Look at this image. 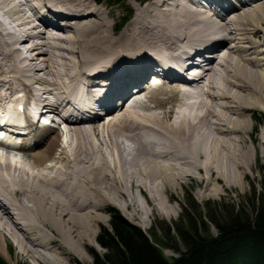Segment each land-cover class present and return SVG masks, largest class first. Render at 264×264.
Masks as SVG:
<instances>
[{
  "label": "bare ground",
  "instance_id": "6f19581e",
  "mask_svg": "<svg viewBox=\"0 0 264 264\" xmlns=\"http://www.w3.org/2000/svg\"><path fill=\"white\" fill-rule=\"evenodd\" d=\"M136 1L120 30L97 0H0V112L24 91L38 112L67 120L65 133L32 128L31 143L15 148L22 161L0 154L1 254L8 241L38 264L82 259L106 206L131 219L161 207L170 218L164 197L179 184L195 179L207 198L253 168L246 139L252 113H264V0H204L210 9L202 0ZM152 75L169 81L153 87ZM173 86L193 100L168 122L137 111L146 95L125 106L136 90L148 97ZM73 96L109 114L86 105L83 121Z\"/></svg>",
  "mask_w": 264,
  "mask_h": 264
},
{
  "label": "rangeland",
  "instance_id": "374dc122",
  "mask_svg": "<svg viewBox=\"0 0 264 264\" xmlns=\"http://www.w3.org/2000/svg\"><path fill=\"white\" fill-rule=\"evenodd\" d=\"M106 4L107 3L104 2L101 5L107 9V12H111V16L108 18V21L112 22L111 25L113 27H115V25L119 22L125 11L131 9V16H133V14H137L138 8H141L136 0H125L120 3L112 4L109 2L111 6ZM120 30H122V28ZM112 32L114 34V31ZM260 32L261 31L257 32L258 38H262L263 33ZM116 36L113 38H117L119 35L117 37ZM140 49L142 52H150V50H154L152 47L149 49L141 47ZM241 58L246 57L241 56ZM1 78L5 80V77ZM171 86H169V88ZM178 91L179 90L176 89V86H173V88L167 92L151 93L148 94V97L146 94V100L148 101V104L142 102L146 108H144V110L138 109L137 111L141 113L143 112L144 114H155L162 118L164 122H168L169 118H171V120L174 119L177 113L180 112L179 108L181 103H183L181 96L179 97L177 95ZM143 95L144 94L141 96L143 97ZM185 109H183L180 114L186 111ZM252 114H254V118L250 121L251 128L246 139V144L252 150L251 153L252 157L254 158V164L253 168L251 169H248L249 167H247L246 169L248 170H239L240 173H242L240 184L235 182V180L232 181V183L234 182V185H227L224 182H221L218 190L219 193H213L210 194V197L201 198L197 195L198 193L202 192L201 187L198 185V181L188 178L189 180L184 182V184L178 185V189L176 191L171 190L170 195L166 194L164 197L165 206L168 210L171 209L173 211L172 217L170 218L165 217L166 215L163 213V208L160 207L158 211L153 212L152 210L148 209V212H150L151 215L147 216L146 218L145 215H141V217H138L139 219H131L127 213H124V211H122L119 207L112 204L108 205L104 208L101 214L103 221L97 222L96 226L93 228L95 234H89L88 237L83 240L82 250L83 254H85V257L81 259L76 255L67 254L64 256V258H67V264H95V254L101 255L106 251V249L98 241V238L103 232L104 228H110L113 210L119 211L125 219H127L130 223L140 227L145 234L150 235L153 233L157 240L163 244V253L168 258L177 257L180 255L176 248H179L180 251L185 250L184 242L178 236L176 228L178 226L188 228L190 214H193L196 217L202 216L205 224L200 225L199 228L201 229L203 226L206 232L216 235L218 233V229L215 223L210 220L209 217L211 215L214 218L222 214L226 215L227 209H231L233 205L237 206L238 204L245 205L248 211L252 212L254 193L260 192L264 186V171H261V166L264 165V113H262V111L260 112L256 110ZM69 137L70 136L66 134V142L62 140L64 145L71 142ZM20 152L22 153L20 156H23V152ZM19 164L21 165L22 162H19ZM89 241L91 244H89ZM2 245L4 246L2 252L3 254L0 253V255L9 264H38L36 261L21 254L12 243L6 241V243L4 242Z\"/></svg>",
  "mask_w": 264,
  "mask_h": 264
},
{
  "label": "trees",
  "instance_id": "16d2710c",
  "mask_svg": "<svg viewBox=\"0 0 264 264\" xmlns=\"http://www.w3.org/2000/svg\"><path fill=\"white\" fill-rule=\"evenodd\" d=\"M130 14L127 10L122 22ZM261 191L254 193L252 212L238 204L227 209L226 215H211L216 235L199 228L205 224L202 216L190 214L189 227L176 228L185 250L176 248L180 255L171 258L165 256L163 244L153 233L145 234L113 210L110 228H104L98 238L106 251L95 254V264H264V186ZM0 264L9 263L0 255Z\"/></svg>",
  "mask_w": 264,
  "mask_h": 264
}]
</instances>
